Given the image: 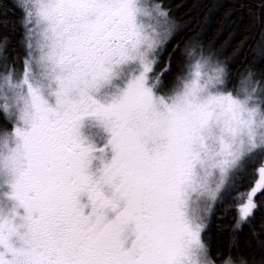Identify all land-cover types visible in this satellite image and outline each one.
<instances>
[{"label": "snow or ice", "instance_id": "1", "mask_svg": "<svg viewBox=\"0 0 264 264\" xmlns=\"http://www.w3.org/2000/svg\"><path fill=\"white\" fill-rule=\"evenodd\" d=\"M15 7L23 11L25 56L21 72L2 38L0 121L11 127L0 131H13L0 144L12 201L0 210V264H222L225 256L213 252L205 236L217 209L221 215L235 210L234 233L249 226L260 259L257 250L241 256L264 264V223L260 231L252 224L264 208L256 199L264 193V134L254 131L264 111V73L247 71L252 92L259 88L257 106L248 108L235 98L244 74L225 73L227 60L200 34L183 48L177 42L158 70L160 56L182 31L163 0H23ZM6 15L0 13V25ZM174 54L182 60L169 85ZM130 62L137 71L126 88L97 99L113 67ZM190 77L195 90L208 94L197 122L175 98L168 103L154 92L183 82L187 102ZM211 104L247 112L249 131L223 159L206 161L197 147ZM87 119L109 133L104 148L85 143L80 129ZM96 151L111 156L94 172ZM208 163L212 171L198 174L197 165ZM256 164L258 178L241 191ZM237 241L233 236L228 255Z\"/></svg>", "mask_w": 264, "mask_h": 264}, {"label": "trees", "instance_id": "2", "mask_svg": "<svg viewBox=\"0 0 264 264\" xmlns=\"http://www.w3.org/2000/svg\"><path fill=\"white\" fill-rule=\"evenodd\" d=\"M17 2L18 0H0V13H7L3 18L4 23L0 25V44H3V37L8 38L5 47L10 59L17 57L16 68L20 71L23 70L25 49L22 45L23 28L19 23L23 11L15 7ZM261 2L262 0H163V7L170 9L182 31L167 45L159 58L157 69L165 67L169 53L177 42L183 48L185 40L200 34L205 45L212 42L219 55L227 60V69L233 78L245 74L250 68L264 73V8L259 7ZM181 60L179 54H174L169 85L175 79ZM0 126L10 128L11 124L0 121ZM258 167L259 164L249 167L241 182V191H247L254 185L258 178ZM256 199L264 201V193H258ZM235 216L234 209L227 215H221L220 209H217L216 214L211 217L205 236L210 238L213 252L219 251L227 256L233 236L238 237L237 246L231 250L233 257L248 256L257 250L256 239L251 235L247 224L239 233L232 231ZM261 223H264V208L256 212L252 221L257 231H260ZM256 259H260L258 250Z\"/></svg>", "mask_w": 264, "mask_h": 264}, {"label": "clouds", "instance_id": "3", "mask_svg": "<svg viewBox=\"0 0 264 264\" xmlns=\"http://www.w3.org/2000/svg\"><path fill=\"white\" fill-rule=\"evenodd\" d=\"M18 2L22 3L23 0H18ZM225 73H227V67H225ZM194 79V77H190L188 81L189 88L193 91L192 94L187 97V102L184 96L185 89L183 86V82L173 85L172 88H170L167 92L164 93L159 92L158 89L154 90L157 96L163 95L168 103H172L173 99L175 98L178 109L191 122L198 121V106L208 105V94L199 93L197 90H195V85L192 84V80ZM129 80L126 82L124 88H126ZM252 86L253 85L251 82V77L248 75V72H246L241 77V82L238 85L237 95L235 98L241 101H247L248 108L257 106L254 105L253 100L259 92V88H257V93H253ZM112 96L113 95L106 96L103 100H99L101 102H104L110 100ZM250 96L252 97V99H249ZM209 110L212 112L210 123L205 127L204 134L201 137L197 147V151L202 155V157L206 161H211L212 158H216L217 160L223 159L224 154H226L230 150V148L238 147L241 140H244L245 142L247 141L249 131L248 126L245 123L248 119L247 112H244L243 114H240L239 112H233L229 109L227 104H211ZM85 121L83 122V125L80 129L81 136L84 138L85 143H90L94 145L96 149L104 148L109 139V133L95 119H87V121L89 122L94 121L98 126H102L103 131L106 133V139L103 144L94 143L91 140L87 139L82 132V128L84 126ZM262 121H264V111H261V113L256 117V125L254 126V131L257 133L258 138L261 134H264V123H262ZM12 131L13 129L0 131V144H2L3 139L9 136ZM94 155L96 159L92 161L91 167L93 170V166L95 164L96 167L94 172H96L98 169L102 168L104 162L110 159L111 153L109 151H96ZM205 167H207L208 172L212 171L210 163L206 165L198 164V174L203 175ZM8 179V173L3 163L0 162V191L8 188ZM208 198L210 200V197ZM6 202V197H0V210L7 211V209L10 208L5 207ZM222 264H247V259L243 256L233 257L232 255H227L224 257Z\"/></svg>", "mask_w": 264, "mask_h": 264}, {"label": "rangeland", "instance_id": "4", "mask_svg": "<svg viewBox=\"0 0 264 264\" xmlns=\"http://www.w3.org/2000/svg\"><path fill=\"white\" fill-rule=\"evenodd\" d=\"M22 72V70H20ZM137 71V65L135 63H128L124 65H116L113 67V77L111 81L105 85H103L99 92L96 93V97L98 99L103 100L106 96L115 95L117 94L121 89L124 88L126 82L136 73ZM161 93V90H158ZM82 132L85 135V137L89 140H91L94 143L97 144H103L106 139V133L103 131L102 126H98L96 122H89L85 121L84 126L82 128ZM110 155V154H109ZM96 165L93 166V171H95ZM10 192V188L3 189L0 191V197H6L7 202L5 204V207H11L12 201L10 200L8 193ZM83 202H87V198H82Z\"/></svg>", "mask_w": 264, "mask_h": 264}]
</instances>
